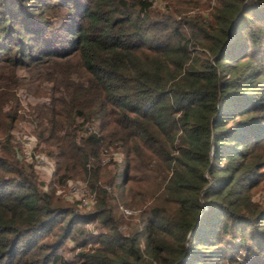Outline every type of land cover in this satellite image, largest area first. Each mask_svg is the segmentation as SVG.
<instances>
[{
  "label": "trees",
  "instance_id": "obj_1",
  "mask_svg": "<svg viewBox=\"0 0 264 264\" xmlns=\"http://www.w3.org/2000/svg\"><path fill=\"white\" fill-rule=\"evenodd\" d=\"M200 3L0 0V264H264V0Z\"/></svg>",
  "mask_w": 264,
  "mask_h": 264
},
{
  "label": "built area",
  "instance_id": "obj_2",
  "mask_svg": "<svg viewBox=\"0 0 264 264\" xmlns=\"http://www.w3.org/2000/svg\"><path fill=\"white\" fill-rule=\"evenodd\" d=\"M37 143V137L33 133H27L23 135L21 139V153H19V158H23L27 163H31L36 167H44L52 169L51 162L45 157L41 152L35 150V145ZM105 158H103L104 160ZM68 191L66 196L71 198L73 196L78 200L80 206L89 207L95 201V191L92 190L91 196H87V182L85 180H68ZM106 188H109L106 186ZM120 209L124 215H130L134 213L129 207L120 206Z\"/></svg>",
  "mask_w": 264,
  "mask_h": 264
},
{
  "label": "rangeland",
  "instance_id": "obj_3",
  "mask_svg": "<svg viewBox=\"0 0 264 264\" xmlns=\"http://www.w3.org/2000/svg\"><path fill=\"white\" fill-rule=\"evenodd\" d=\"M158 6L159 5H162L163 4V2H164V0H153ZM200 2L201 3H203V4H201V8H202V6H205V8H203L202 9V11L205 13L206 12V10L208 9V7L209 6H211V5H213V3H214V0H200ZM199 4V3H198ZM208 6V7H207ZM197 7V6H196ZM16 128L17 129H19V128H22V125L21 124H17L16 125ZM23 130V134L21 135V137L19 138V137H17V139L19 140V142H21V139H22V137H23V135H25V134H27V133H32V132H30L29 130H24V129H22ZM17 135H19V134H17ZM105 156V159L104 160H106L107 159V155H104ZM114 157H115V159H118L119 158V156L118 155H116V154H114L113 155ZM113 157V158H114ZM104 160H103V162H104ZM26 162V161H25ZM69 180H83L82 178H80V177H77V178H73V179H69ZM68 182V181H67ZM67 182L66 183H64V184H62V185H59L58 187H57V190H56V192L57 193H61L62 194V196H63V198L66 200V201H68L69 203H73V204H75L76 205V207L80 210V211H87L88 209H90L91 207H92V205L93 204H91L89 207H86V206H80L79 204H78V200L76 199V197L75 196H73L72 197V199L71 198H69V197H67L66 196V193H67V191H68V185H67ZM88 185V184H87ZM87 190H88V192L86 193V195L89 197V196H91V191H92V189L91 188H89L88 186H87ZM253 197H254V199H256V200H258V201H260L261 203H264V186L263 187H261L260 186V188H257L255 191H254V193H253ZM137 212L136 211H134V213H132L133 215H135ZM124 214V213H123ZM94 226V222H90V223H88V225H87V227L88 228H90V229H92V228H94L93 227ZM122 227V230H125V225H121ZM66 245L67 246H69V245H73L72 244V242L71 241H69V240H67L66 241Z\"/></svg>",
  "mask_w": 264,
  "mask_h": 264
}]
</instances>
